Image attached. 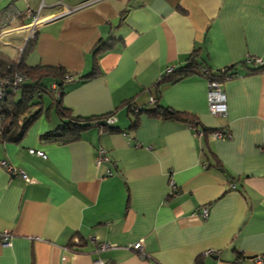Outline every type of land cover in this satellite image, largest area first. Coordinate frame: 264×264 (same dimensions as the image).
Returning <instances> with one entry per match:
<instances>
[{
	"label": "crops",
	"instance_id": "0c3cea01",
	"mask_svg": "<svg viewBox=\"0 0 264 264\" xmlns=\"http://www.w3.org/2000/svg\"><path fill=\"white\" fill-rule=\"evenodd\" d=\"M7 1L0 10L44 3L45 19L62 3L73 8L89 0ZM31 25V16L9 21L0 52L19 58ZM34 38L27 65L60 64L75 75L63 86L62 104L74 116L111 113L116 119L107 123L117 129L102 122L75 141L43 139L61 123L54 80L46 82L52 92L42 96L40 116L23 138L0 140V162L33 179L0 164V231L10 233L9 243L0 240V264L264 259V69L242 63L248 56L264 60V0H94L40 23ZM195 49L211 69L231 68L223 81L225 112L211 111L203 75L157 85ZM157 95L199 124L134 115L125 102L152 108ZM202 129L225 134L203 137ZM99 148L109 161L97 163ZM139 240L144 254L131 246ZM101 243L108 247L99 249Z\"/></svg>",
	"mask_w": 264,
	"mask_h": 264
},
{
	"label": "trees",
	"instance_id": "16d2710c",
	"mask_svg": "<svg viewBox=\"0 0 264 264\" xmlns=\"http://www.w3.org/2000/svg\"><path fill=\"white\" fill-rule=\"evenodd\" d=\"M34 37L28 38L19 58L13 59L0 52V78H4L6 74L12 75L14 72H23L28 77L27 82L20 84L15 90H8L5 96L0 98V140L18 142L23 138L26 131L41 113L42 101H37L36 96L42 97L44 94H51L52 92L51 86L46 83L49 79L54 80V90L58 93L55 103L61 123L57 128L45 132L42 135L43 139L60 143L75 141L79 139L83 130L98 125L99 122H103L101 128L115 131L117 128L107 123V117L111 113L101 116H74L71 110L62 104L60 96L64 93L63 86L75 77L64 66L60 64L29 66L26 64L25 60L35 45ZM102 48L103 45H100L98 49ZM242 63L245 64L244 61ZM230 69V67L217 70L211 69L198 49H195L188 56L186 64L168 70L161 76L157 85L163 82H176L193 74L203 75L209 81L225 80ZM257 69H264V65L257 67ZM91 75L93 74L91 73ZM158 95L155 102L152 103V108L136 104L132 99L125 102L129 107V111L134 115L146 111L162 119L180 120L194 126L199 124L194 115L158 103ZM202 132L203 137H207L208 133L211 132L225 134L220 129H204ZM71 246H75V243H72Z\"/></svg>",
	"mask_w": 264,
	"mask_h": 264
},
{
	"label": "built area",
	"instance_id": "2783aa9c",
	"mask_svg": "<svg viewBox=\"0 0 264 264\" xmlns=\"http://www.w3.org/2000/svg\"><path fill=\"white\" fill-rule=\"evenodd\" d=\"M94 0H89L86 2L81 3L78 7L91 3ZM44 6V3L40 5V7L36 10L26 9L24 12L20 10H8V9H1L0 10V33L1 29H3L9 21H11L14 18L20 17V16H31L32 17V25L30 27V37H34L37 28L40 23L48 21L50 19H54L55 17L61 16L71 10L78 8L77 6H68L67 4L62 3L63 10L59 12L57 15H51L47 18L43 19L40 18V12L42 11V8ZM245 64H260L261 66L264 65V60L260 57H253L248 56L244 60ZM233 74L228 72L226 75V78L232 77ZM27 75L23 72H14L12 75L6 74L4 78H0V98L5 96L6 92L8 90H15L20 84L26 82ZM224 80H213L209 81V87H210V109L213 112L220 113L226 111V96L224 94L223 90V82ZM151 102H154V98L151 97ZM116 119V116L111 115L108 117L107 122L112 124L114 120ZM215 136L221 135V133L214 134ZM30 153L37 154L42 157H46L45 153L41 149H35L30 148ZM110 160V157L107 155V151L104 148H99L96 156L97 163L101 162H107ZM0 164L11 174H17L21 176L25 181L27 182H33L32 178H29L28 175L23 171L22 169H19L15 167L13 164L8 162L6 159L1 160ZM174 187V186H173ZM203 213L206 215L207 211L206 209H203ZM0 240L4 243H9L10 241V233L8 231H0ZM134 249H136L141 254H144L143 246H142V240L137 241L136 243L131 245ZM108 247V244L101 243L99 245V249H105ZM210 252V251H209ZM207 252V253H209ZM256 264H263L264 259L261 256H257L255 258ZM94 264H109L105 262L104 260L97 258L94 260Z\"/></svg>",
	"mask_w": 264,
	"mask_h": 264
},
{
	"label": "rangeland",
	"instance_id": "374dc122",
	"mask_svg": "<svg viewBox=\"0 0 264 264\" xmlns=\"http://www.w3.org/2000/svg\"><path fill=\"white\" fill-rule=\"evenodd\" d=\"M7 2H8L7 0H0V7L3 6L4 4H6ZM7 47L8 46H5L4 49L11 50L12 51L11 54H13L14 56L17 55L16 51L12 47H10V48H7ZM41 99H42V97L36 96L37 101H40Z\"/></svg>",
	"mask_w": 264,
	"mask_h": 264
},
{
	"label": "water",
	"instance_id": "95a60500",
	"mask_svg": "<svg viewBox=\"0 0 264 264\" xmlns=\"http://www.w3.org/2000/svg\"><path fill=\"white\" fill-rule=\"evenodd\" d=\"M99 123H102V122H99Z\"/></svg>",
	"mask_w": 264,
	"mask_h": 264
}]
</instances>
